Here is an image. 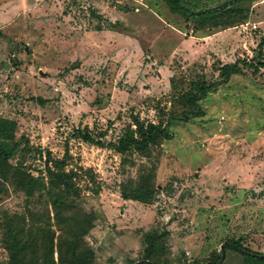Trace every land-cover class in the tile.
Here are the masks:
<instances>
[{"label":"rangeland","instance_id":"obj_1","mask_svg":"<svg viewBox=\"0 0 264 264\" xmlns=\"http://www.w3.org/2000/svg\"><path fill=\"white\" fill-rule=\"evenodd\" d=\"M183 1L195 11L227 4L224 24L202 27L164 0H0V118L15 120L17 138L33 147H21L13 167L46 176L44 150L62 158L74 127L116 140L135 117L187 113L182 95L218 80L222 65L264 61V0ZM200 106L203 115L175 121L172 137L145 156L70 141L80 189L72 212L90 220L79 232L94 264L142 258L152 230L160 264H209L231 237L264 253V70L243 68ZM142 175H155L153 203L124 200L121 185ZM0 185V264H8L10 230L61 231L46 190L28 201L10 180ZM237 252L227 247L226 264H243Z\"/></svg>","mask_w":264,"mask_h":264},{"label":"trees","instance_id":"obj_2","mask_svg":"<svg viewBox=\"0 0 264 264\" xmlns=\"http://www.w3.org/2000/svg\"><path fill=\"white\" fill-rule=\"evenodd\" d=\"M234 3L243 0H232ZM169 10L175 14H180L188 19H195L197 24L204 27L207 24L213 26L223 25L219 22L218 16L225 10L224 4L216 8H208L195 11L189 6V2L183 0H164ZM231 4V3H230ZM196 27V25H195ZM264 43L261 42L260 46ZM243 68H249L254 72L264 70L263 59L238 58L232 63H227L220 68V78L212 83L206 80H200L196 88L185 92L182 95L183 103L187 106V113L179 117L170 116L167 121H144L139 117L134 118V123L124 129V132L116 140L106 138L107 131H95L89 126L74 127L65 139V150L62 158H57L52 151L45 149L46 153V176L28 172L21 167H13L10 160L17 154L18 150L29 152L33 149L28 139L17 138L15 120L9 118H0V182L2 179L10 180L15 189L23 191L26 199L30 201L36 193L44 195L46 190L49 201L52 203L55 218L59 222L60 233L52 232V225L43 224L32 227L31 231L18 230L17 232L9 231L7 249L9 253L8 264H94L95 250L90 247L86 240L80 235L85 225L89 224L87 218L78 217L72 212L73 200L79 196L80 189L74 182V173L68 169V159L71 156L70 141L73 139L82 140L88 144L95 145L99 148H110L114 151L125 154L129 151H137L142 155H147L152 148L160 145L164 139L172 137L169 127L175 121H187L191 116L203 115V109L200 101L205 99L209 92L215 90L218 86L226 83L230 77L240 72ZM44 103V100H42ZM135 125V127H133ZM23 144V146H22ZM43 156V151H36ZM93 179V174L90 175ZM155 175H142L134 185H121V196L124 200H132L145 204H152L160 189L153 183ZM0 185V192L3 187ZM42 238H40V236ZM160 234L156 230L146 232L144 239L145 254L142 259L150 260V264H160L152 259L153 252L156 251L155 239ZM40 238V239H39ZM236 246L226 245L225 255L222 250L214 254L213 260L209 264H218L226 260L228 253L227 247H232L235 252H240L243 257V264H264V253L253 250L246 246L241 238H227ZM57 251L58 257L55 259L54 253ZM237 252V253H238ZM138 260L131 261L134 264ZM149 264V263H143Z\"/></svg>","mask_w":264,"mask_h":264},{"label":"water","instance_id":"obj_3","mask_svg":"<svg viewBox=\"0 0 264 264\" xmlns=\"http://www.w3.org/2000/svg\"><path fill=\"white\" fill-rule=\"evenodd\" d=\"M226 245H232V246H236L233 243H231L230 241H225L222 245H221V250L223 252V256L225 255V246ZM143 263H151L150 260H146V259H142V260H138L136 261L134 264H143ZM218 264H221V262H219Z\"/></svg>","mask_w":264,"mask_h":264},{"label":"crops","instance_id":"obj_4","mask_svg":"<svg viewBox=\"0 0 264 264\" xmlns=\"http://www.w3.org/2000/svg\"><path fill=\"white\" fill-rule=\"evenodd\" d=\"M231 257H234V254H231V253H229L228 254V257L226 258V260L223 262V264H226L229 260H230V258ZM236 257V256H235ZM233 260V259H232ZM243 261V260H242Z\"/></svg>","mask_w":264,"mask_h":264}]
</instances>
